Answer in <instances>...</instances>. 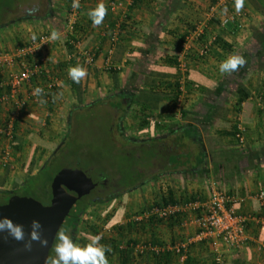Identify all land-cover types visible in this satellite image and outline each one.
I'll return each instance as SVG.
<instances>
[{
  "label": "crops",
  "instance_id": "crops-1",
  "mask_svg": "<svg viewBox=\"0 0 264 264\" xmlns=\"http://www.w3.org/2000/svg\"><path fill=\"white\" fill-rule=\"evenodd\" d=\"M39 1L35 11L29 6L33 0H14L13 6L29 12L6 22L1 18V54L21 47L30 33H60L44 56V67L56 86L47 98L28 101L14 121V138H4V146L13 152L7 159L8 170L0 166L1 188L22 179L12 173L15 165L22 164L19 171L26 174L30 158L35 162L37 145L30 146L27 156L18 157L20 152H15L24 149V134L41 131L50 144L60 133L58 122L63 115L68 117L72 110L67 121L72 128L74 115L101 104L111 118L107 126L121 135L124 148L145 150L144 155L134 154L135 159L144 167H156V179L170 178L176 198L192 196L204 201L215 188L238 198L235 212L264 219V206L254 198L264 192V0H245L241 16L222 26L219 20L236 12L234 0H80L71 29L66 26L69 0ZM101 2L108 11L96 27L87 13ZM110 2L118 6L110 10ZM115 28L117 38L110 44L108 33ZM195 29L200 30L197 38L191 35ZM67 36L73 45L94 54L92 64L70 55L74 51L73 45L65 43ZM203 44L206 50L199 55ZM185 48L187 69L180 81L172 58ZM231 54L242 55L247 63L230 75L221 74L219 63ZM107 62L114 68L107 69ZM76 66L87 71L79 83L68 76V69ZM7 71L0 61V97L7 94ZM172 82L181 90H174ZM24 92L20 89L16 97ZM13 106V100H0V125ZM237 128L240 140L235 137ZM164 165L165 171L159 170ZM187 215L171 225L141 223L129 233L137 244L184 241L194 232ZM245 233L246 240L238 248H220L223 264H264V223L248 222ZM188 251L199 264H211L212 251L206 241L189 244ZM140 259L137 264H145L144 255Z\"/></svg>",
  "mask_w": 264,
  "mask_h": 264
},
{
  "label": "rangeland",
  "instance_id": "rangeland-1",
  "mask_svg": "<svg viewBox=\"0 0 264 264\" xmlns=\"http://www.w3.org/2000/svg\"><path fill=\"white\" fill-rule=\"evenodd\" d=\"M2 2L0 0V9ZM24 9L26 10V8H20L19 5H12L9 10L10 13L9 11L5 13V18L2 16L4 22L10 20L14 15L22 16ZM107 110L106 107L99 104V106H92L84 113H79L72 117V132L70 134V139H72L69 143L71 151L62 160L64 167L76 169L87 175L91 180H103L105 185L102 191L97 192L95 189L90 193L89 197L91 198L102 196L100 198L101 202L94 203L86 208L81 215L82 222L76 228V232H72L71 235L69 231H66L71 235L73 242L81 246L85 245L86 242L85 237L80 235L81 231L85 232V223L99 224L103 228L101 229V233L105 237L110 236L117 240L118 245L123 246L125 238L130 233H124V229L122 228L123 224H119V222H123L124 219L131 221L136 216V212L138 214L140 209H145L157 197L165 195L168 189L172 190L173 193L176 190L175 183L171 182L170 178L167 179L166 176H162L156 179V167H144L139 160L135 159L134 154L138 151L124 148L126 142L122 140L121 135H118L115 128L111 129L110 126H107L111 123V118ZM70 111L69 113L71 114L72 110ZM70 114L66 118L65 115L60 118L58 122L61 127L60 133L54 135L53 141H50V144L47 143V136L41 131L35 132L36 130H33L34 133L24 134L26 140L24 149L15 152H20L18 157H21L22 153H26L25 156H27L32 150L30 146L33 147L35 145L34 147H36L37 145L38 151L35 156L36 167H33L31 173L37 171V161L40 163L42 160L48 158L52 151L62 146L65 136L70 130L71 124L67 122L71 118ZM82 116H84V119L81 118ZM0 139L1 146H4V137ZM39 139L42 142H37ZM8 152H13L10 146H8ZM145 153V150H139L138 152L141 155ZM21 160L19 159L18 162H21ZM164 166L159 168V170L165 171L166 166ZM12 170L15 172L12 173L17 174V176L19 175V177L22 176V178H25L27 176L19 171V164L17 166L15 165ZM9 187V184L6 185V189ZM143 192L147 193L145 194L147 198L142 196ZM108 193L112 197L103 201L104 196ZM37 201L43 202L39 198H37ZM124 211H127L126 214H124ZM105 218L107 219L105 220ZM103 221H105L104 224H102ZM136 229L137 227H134L130 232H135ZM131 235L129 237L130 239L132 237ZM132 253L136 256L134 250ZM133 262L132 264H137L139 261L135 260ZM109 264H117L115 255L111 256Z\"/></svg>",
  "mask_w": 264,
  "mask_h": 264
},
{
  "label": "built area",
  "instance_id": "built-area-1",
  "mask_svg": "<svg viewBox=\"0 0 264 264\" xmlns=\"http://www.w3.org/2000/svg\"><path fill=\"white\" fill-rule=\"evenodd\" d=\"M223 1V0H220ZM80 2V0H79ZM73 0L68 1L66 10L67 20L66 26L71 29L76 23V12L78 8H73ZM118 3L110 2L109 9L113 10ZM213 10V9H212ZM213 13L212 11H210ZM210 13V14H211ZM241 13L230 12L225 14L219 24L222 26L227 22H232L235 18L240 17ZM118 29H111L108 33V41L113 44L117 38ZM51 32L30 33L27 35L24 44L10 53H0V61L8 69L7 71V94L0 97V100L6 102L14 101V106L9 109L6 119L0 125V135L9 139L12 133V126L16 119L20 118L22 107L28 101H36L37 99L47 98L55 84V79L50 75L49 69L44 67V56L46 49L50 46L53 40L48 39ZM191 35L197 38L200 35V30L195 29ZM35 36V39H33ZM69 44L73 45L72 40ZM72 49L84 64L90 65L93 63L94 54L90 50L79 49L77 45H73ZM206 50V44H203L198 49V54L202 55ZM110 51L109 49L107 50ZM186 48L176 54V68L179 74L180 81L186 72V62L184 60ZM107 69L114 68L110 63L105 64ZM179 81V83H180ZM42 88L41 96L33 95L35 88ZM20 89L25 90L24 96L16 97ZM178 89H180L178 85ZM240 129L237 128L235 137L240 140ZM9 157L8 147L3 146L0 149V166L6 165ZM260 206H264V192L259 191L254 195ZM238 202V198L231 194H224L218 189L212 188L209 191L207 199L204 201L191 200L185 203L167 204V205H151L144 209L132 218L134 221L142 219H165L169 216L188 214L191 222L194 225V232L191 237L184 241L175 242L171 245L155 246L149 243L135 244L133 250L135 253L148 251L153 255L159 252L171 251L175 254V258L170 264H183L188 253V246L193 242H207L211 248V264H223V253L221 249L232 250L238 248L246 240V224L264 223V219L258 215L239 214L235 212L234 205ZM103 229V228H102ZM102 231L96 235L102 234ZM221 248V249H220ZM223 250V251H224Z\"/></svg>",
  "mask_w": 264,
  "mask_h": 264
},
{
  "label": "trees",
  "instance_id": "trees-1",
  "mask_svg": "<svg viewBox=\"0 0 264 264\" xmlns=\"http://www.w3.org/2000/svg\"><path fill=\"white\" fill-rule=\"evenodd\" d=\"M2 1L3 2H2L1 9H0V19L2 17V14L4 15V18H5V13H8V11L10 10V8L12 7V5L14 3L13 0H2ZM0 23H1V21H0ZM71 39H72L71 36H67V38L65 39V43L69 44V40H71ZM180 40H182V38ZM175 57H176V55L172 59H173V64L175 63V66H176ZM174 80H176V79H174ZM172 84L174 86V90H176V89L178 90V84H176L175 82L174 83L172 82ZM174 93H175V91H174ZM81 118L84 119V116H82ZM71 129L72 128H70L69 132L66 134L65 140H64L62 146H60L56 150L52 151V153L48 156V158H46L44 160V162L40 166L37 167V171L35 173H31L32 172L31 170L33 169V167H36V164L34 162V158L31 157L28 164L25 166V173L27 175L25 178L13 180V182L11 183V185L8 189H3L0 186V204L5 203L6 200L11 195L26 196V197H31V198L36 199V200H37V198H39L43 201V202H40L43 205L48 203L49 198H50L49 183L51 181V178L59 169L64 167L62 165V160L67 154L69 155L70 151H71V146L69 145V143L71 142V139H72V138L70 139V134L72 132ZM13 132H14V125L12 126L11 138H14ZM69 139H70V141H69ZM19 167L23 168L24 166L22 164H20ZM2 169H5V171L8 170L6 165H3ZM90 181L93 184L97 185V187H99V183L103 180L96 181V180L90 179ZM194 199L195 198L192 196L176 198L173 195L172 190L168 189L167 193L165 195H162L159 198H157L156 200H154L150 205L146 206L145 209L150 207L151 205H167V204L185 203V202H188V201H191ZM97 202L99 203L101 201H94V200L90 199L89 196H87V195L82 196L80 199H78L72 205V207L68 211V214L64 217L59 228H64L65 231H69L71 235H72V232L75 233L76 228L82 222L81 221L82 213L86 210V208H88L89 206H91ZM143 210H144L143 208L140 209L138 211V213L143 211ZM135 215H137V212L135 213ZM179 216H180V214L175 215V217L169 216L165 219H155L154 220L152 218H148V219H142L139 221L131 220V221H127L125 223V225H123L122 228L124 229V232L127 233V232H130L131 230H133L134 227H137V229H138L139 226H142L141 223L144 225H147V226L150 225L152 222L153 223L154 222L165 223L166 225H171V224H174V222H176L178 218H180ZM258 216H260V215H258ZM106 219L107 218H105V220ZM104 222L105 221H103L102 224H104ZM85 226L86 227H84L85 228L84 230L86 233L84 231H81L80 235L85 237V241H86L85 244H87L92 236H95L96 234H98L100 232L102 227L96 223H89V224L85 223ZM100 236L102 237L100 240V244L111 248V251L106 253L108 261L112 255H115L116 259H117V264H132V262L133 261L135 262V260L140 261L141 260L140 258L143 255L146 258L145 264H170L172 262V260L175 258V254L171 251L159 252L157 255H153V254L149 253L148 251H143L140 254L136 253L135 254L137 256L136 257L132 253L134 245L137 244L136 240H134L132 238L131 239L126 238L124 241V245L120 246V244L118 245L116 239H114L110 236L105 237L103 234H100ZM55 242L56 241H55V236H54L51 247L48 250L47 256L52 255V253H53L52 252V246L54 245ZM145 243H149L150 245H155V246H163L161 244V242L157 243V242H154L153 240L144 241L141 244H145ZM171 244H173V243H169V245H171ZM183 264H199V261L194 260L192 255L188 251Z\"/></svg>",
  "mask_w": 264,
  "mask_h": 264
},
{
  "label": "water",
  "instance_id": "water-1",
  "mask_svg": "<svg viewBox=\"0 0 264 264\" xmlns=\"http://www.w3.org/2000/svg\"><path fill=\"white\" fill-rule=\"evenodd\" d=\"M94 185L84 173L62 167L51 178L47 204L17 195H11L5 203L0 204V217L22 225L26 234L31 222L38 221L42 226L43 237L48 240L47 248H41L37 242H33L31 251H28L25 250L23 242H17L7 233H0V264H44L64 217L72 205L87 195Z\"/></svg>",
  "mask_w": 264,
  "mask_h": 264
},
{
  "label": "clouds",
  "instance_id": "clouds-1",
  "mask_svg": "<svg viewBox=\"0 0 264 264\" xmlns=\"http://www.w3.org/2000/svg\"><path fill=\"white\" fill-rule=\"evenodd\" d=\"M245 0H234L236 13H240L244 8ZM73 8H79V0H73ZM107 8L104 3H98L95 8L87 13L93 26H100L106 15ZM226 11V10H225ZM35 39V36H33ZM48 39H60V33L56 30L51 32ZM247 63L246 59L240 54H231L219 63L221 74H231L238 71ZM68 76L75 83H79L87 76L86 69L76 66L68 69ZM42 88H35L33 95L41 96ZM41 104L45 101L41 100ZM0 233H7L9 237L17 242H23L25 250L31 251L32 243L37 242L41 248L48 247V240L42 235V226L38 221L33 220L26 234L22 225L14 224L10 219L0 217ZM101 236H92L89 242L83 246L73 242L72 237L64 228H59L55 234V243L52 246L53 255L46 256L44 264H109L106 256L111 251L110 247L100 244Z\"/></svg>",
  "mask_w": 264,
  "mask_h": 264
},
{
  "label": "flooded vegetation",
  "instance_id": "flooded-vegetation-1",
  "mask_svg": "<svg viewBox=\"0 0 264 264\" xmlns=\"http://www.w3.org/2000/svg\"><path fill=\"white\" fill-rule=\"evenodd\" d=\"M34 1V3L33 4H29V6L31 7V6H33V9L35 10V11H37L38 9H39V6H38V4L40 3V1L39 0H33ZM27 12H29L28 10H25L24 9V14L25 13H27ZM2 18V17H1ZM0 21H1V19H0ZM2 22V21H1ZM105 187V185H104V181H101L100 183H99V187H97V185H95L94 187H93V189H91L90 191H89V193L87 194V196H89L90 195V193L93 191V190H97V192L98 191H102L103 190V188ZM102 196H95V197H89L90 199H92V200H94V201H101L100 200V198H101ZM105 198H104V200L103 201H106V200H108L110 197H112V195H110L109 193L107 194V195H105L104 196Z\"/></svg>",
  "mask_w": 264,
  "mask_h": 264
}]
</instances>
